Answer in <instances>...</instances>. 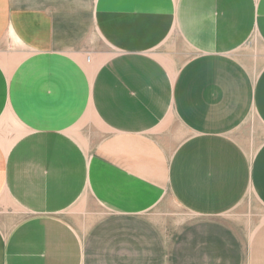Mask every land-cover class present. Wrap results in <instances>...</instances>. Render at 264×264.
I'll return each mask as SVG.
<instances>
[{
	"label": "crops",
	"instance_id": "1",
	"mask_svg": "<svg viewBox=\"0 0 264 264\" xmlns=\"http://www.w3.org/2000/svg\"><path fill=\"white\" fill-rule=\"evenodd\" d=\"M178 1L92 0L94 28L109 29L107 34L118 32V39L126 37V59L122 60L126 67L117 68L121 59L114 66L100 67L87 85V70L77 60L83 55L61 48L64 40L57 37L56 15L49 7H18L12 0H0V264H84V219H90L92 228L111 216L143 215L166 197L189 214L216 217L264 185L263 62L249 65L221 51L195 54L172 78L171 107L161 105L157 94L166 69L146 63L152 59L147 55H156L145 52L165 36L177 35ZM182 1L193 12L196 30L193 22L186 26L199 42L211 41L206 34L212 25L205 27L208 13L199 4L202 0ZM206 1L224 12L218 37L236 19L241 34L255 32L254 38L264 39V16L260 15L264 0ZM208 17L211 20L210 13ZM11 38L19 45H13ZM125 42L116 43L124 47ZM253 53L257 57V51ZM141 67L145 75L157 79L152 76L153 83L150 78L153 91L148 98L158 108V116L148 100L141 102L139 92H145L148 84L143 78L144 86L139 84L136 75ZM123 69V75L117 76ZM104 88L113 95L106 103L101 97ZM88 98L103 130L94 129L91 119H83ZM128 99L134 104H126ZM113 102H121L119 109L126 106L122 111L128 115L129 107L141 103L154 118L147 111L134 114L133 108L131 116L120 115ZM71 106L73 110L67 109ZM163 109L173 113L185 134L169 130L170 119L166 120ZM71 113L74 118L68 125L75 130L68 132ZM122 116L130 121L118 120ZM145 116L156 122L147 124ZM255 117L261 122L260 131H254ZM67 138L73 139V150L67 148Z\"/></svg>",
	"mask_w": 264,
	"mask_h": 264
},
{
	"label": "rangeland",
	"instance_id": "2",
	"mask_svg": "<svg viewBox=\"0 0 264 264\" xmlns=\"http://www.w3.org/2000/svg\"><path fill=\"white\" fill-rule=\"evenodd\" d=\"M12 1L13 5L18 7L45 6L53 11L57 20V37L64 40L60 44L61 48L66 46L68 48L66 51L72 55L82 53L83 56L77 58L79 61L82 57L85 59L88 56L95 59L93 67L84 75L87 85L90 83V78L94 80L96 77L94 72L100 67L110 64L114 66L120 59L117 68L126 66V63H122L126 52L121 50L126 51V37L122 35L123 39L116 38L118 32L114 35L115 41L125 42L124 47L114 41L112 45L103 38L99 30L94 28L91 20L92 0ZM182 3V0L178 1L177 35L170 38L165 36L162 41L145 52H154L155 64L161 66L163 70L166 69L161 77L159 90L162 96L164 94L168 97V90L173 82L172 76L177 74L181 66L190 57L204 51L226 52L248 62L249 65L255 61L258 64L264 63V39L254 38L257 35L255 32L251 36L241 34L243 29L236 19H234L236 23L232 26L227 24L229 27L226 28L225 33H219L220 37H218L219 17L224 12L206 0L200 1L199 4L204 8L203 12L208 13V16L210 13L211 16V20L207 16L208 22L204 23L205 27L212 25L209 33L206 34L211 41L199 42V38L192 34V28L189 30L186 26L188 23L190 26L193 22V12L190 7L186 9V5ZM260 15L264 16V13L260 11ZM194 23L195 21L192 23L193 28ZM224 36L226 37L222 38ZM118 37H121V34ZM171 39L176 41L171 42ZM241 39L243 40L240 42ZM11 41L13 45H19L15 39L11 38ZM252 46L257 48L250 49ZM256 51L257 57H252V53ZM118 73L117 76L123 75L121 70H118ZM162 87L166 89L163 90ZM165 97L164 100L160 98L163 107L168 104ZM102 98H105L104 94ZM85 102L83 119H91L94 129L103 130L104 124L101 119H97L91 99L88 98ZM67 109L73 110V107ZM163 113L167 114L166 120L170 119L169 130L179 135L185 134V130L173 118L171 111L163 109ZM72 117L74 118V115L71 113L67 119L68 132L75 130L74 126L68 125ZM254 122V131H260V120L255 117ZM66 146L73 150V139L67 138ZM253 156L255 157V154ZM263 189L264 185H259L257 193L254 190L249 191L238 206L227 214L216 217L191 215L166 197L163 204L143 215L111 216L100 220V223L92 228H90V219H84L87 225L83 234L84 264H264Z\"/></svg>",
	"mask_w": 264,
	"mask_h": 264
},
{
	"label": "bare ground",
	"instance_id": "3",
	"mask_svg": "<svg viewBox=\"0 0 264 264\" xmlns=\"http://www.w3.org/2000/svg\"><path fill=\"white\" fill-rule=\"evenodd\" d=\"M256 6H257V5H256ZM105 13H107V12H105ZM116 13H117V12H116ZM220 16H221V15H220ZM217 17H218V14H217ZM119 27H120V29H123L124 26H119ZM98 28H99V29H98V30H99V33L103 36V38H104L106 41L110 42L112 45H113V41H114L115 43L118 41V40L115 41V38L112 39V38L114 37V34H107V33H106L109 29L101 28V26H98ZM124 32H126V26H125V28H124ZM110 37H111V38H110ZM185 39H186V38H185ZM186 40H187V39H186ZM192 46H193V45H192ZM116 47H118V46H116ZM196 49H197V48H196ZM121 50H123L124 52H126L125 49H121ZM204 54H205V53H204ZM201 55H202V54H201ZM147 56L151 57L153 60L151 59V61H147V59H146V63H149L151 66H154V67H156L158 70H161V69L158 67V65H156L155 62H154V60L156 59V57H154V56H152V55H147ZM136 57H137V56H136ZM136 57H134V58L136 59ZM128 58H129V57H127V59H128ZM130 58H131V57H130ZM132 58H133V57H132ZM134 58H133V60H134V62H135V59H134ZM137 58H138V57H137ZM85 59H86V61H82V60H85ZM85 59L82 57V58L80 59V62L82 61L81 63H82V65H83V67H84L86 70L90 71V69H91V68L93 67V65H94V60H95V59H94V57H92V56H88V57L85 58ZM125 59H126V55H125ZM125 63H126V62H125ZM137 63H138V62H137ZM232 64H233V63H232ZM137 65H139V63H138ZM229 65H230V64H229ZM80 67H81V66H80ZM125 67H126V66H125ZM130 68H132V67H130ZM136 68H137V67H136ZM125 69H126V68H125ZM129 70H130V69H129ZM129 70H128V71H129ZM224 70H225V69H224ZM121 71H125V70L123 69V70H121ZM137 71H138V72H137V75H136V76L139 78V80H138V81H139V84H143V79H146V81H147V83H148L147 85H146V83H145V85H146V88L144 87L145 90H144V88H142V87L140 86V89L142 88L141 90H144V91H145V92H139V93L143 96V97L140 96V97L142 98L141 102H144L143 100L146 99V100H145V104H147L146 101L148 100V106H152V107H150V108H153V109H150V108H149V109H150L151 111H154V108H155V110L158 109V108L154 107L155 105H152L151 102L149 101L150 99L148 98L149 95L151 94V93H150V89H151V88L149 87V86H150V85H149V81H150V78H151L153 75H152V73H150V74L152 75L151 77H150V75H145V74L143 73V72H144V69H143L142 67H141L140 69H137ZM86 72H87V71H86ZM134 72H135V71H134ZM158 73H160V72L158 71ZM117 74H118V73H117ZM135 74H136V73H135ZM161 74H163V73L161 72ZM161 74H160V75H161ZM225 74H226V73H225ZM234 74H235V73H234ZM177 75H178V74H177ZM217 75H218V74H217ZM220 75H221V74H220ZM228 75H229V74H228ZM228 75H227V76H228ZM225 76H226V75H225ZM233 76H234V75H233ZM153 77H154V76H153ZM173 77H174V75L172 76V78H173ZM234 77H235V76H234ZM121 78H122V77H121ZM142 78H143V79H142ZM154 78H155V77H154ZM154 78H153V79H154ZM214 78H216V77L214 76ZM221 78H222V75H221ZM228 78L230 79L231 77H228ZM36 79H37V78H36ZM153 79L151 78V80H153ZM155 79H156V78H155ZM165 79H166V77H165ZM222 79H223V78H222ZM47 80H48V79H47ZM96 80H97V79H96ZM96 80H95V81H96ZM113 80H114V79H113ZM115 80H116V79H115ZM135 80H136V79H135ZM156 80H157V79H156ZM156 80H155V82H157ZM200 80H201V79H200ZM202 80H203V79H202ZM217 80H218V79H217ZM223 80H224V79H223ZM97 81H98V80H97ZM109 81H110V80H109ZM208 81H209V80H208ZM34 82H35V81H34ZM117 82H119V81H117ZM210 82H211V81H210ZM212 82H213V81H212ZM103 83H104V82H103ZM125 83H126V82H125ZM125 83H124V84H125ZM132 83H133V82H132ZM151 83H152V82H151ZM153 83H154V80H153ZM157 83H159V82H157ZM166 83H167V81H166ZM239 83H240V82H239ZM55 84H56V83H55ZM197 84H198V83H197ZM214 84H215V83H214ZM56 85H57V84H56ZM154 85H155V84H154ZM167 85H168V84H167ZM210 85H211V84H210ZM33 86H34V85H33ZM37 86H38V85H37ZM94 86H95V85H94ZM96 86H97V84H96ZM105 86H106V85H105ZM134 86H135V85H134ZM143 86H144V84H143ZM156 86H158V85H156ZM168 86H169V85H168ZM168 86H167V87H168ZM123 87H124V86H123ZM136 87H137V86H136ZM198 87H199V86H198ZM94 88H95V87H94ZM106 88H107V87H106ZM106 88H104V89H106ZM114 88H115V87H114ZM159 88H160V87H159ZM213 88H214V87H213ZM239 88H241V87L239 86ZM109 89H110V88H109ZM124 89H125V88H124ZM137 89H138V88H137ZM140 89H138V90L140 91ZM162 89L164 90V89H166V88H165V87H164V88L162 87ZM168 89H169V88H168ZM93 90H94V89H93ZM96 90H97V88H96ZM107 90H108V89H106V91H107ZM111 90H112V88H111ZM151 90H152V89H151ZM174 90H175V89H174ZM189 90H190V89H189ZM152 91H153V90H152ZM155 91H156V90H155ZM168 91H169V90H168ZM187 91H188V90H187ZM191 91H192V90H191ZM155 94H156V93H155ZM155 94H153V95H155ZM200 94H201V92H200ZM223 94H224V93H223ZM100 95H101V94H100ZM153 95H152V97H153ZM68 96H69V95H68ZM138 96H139V94H138ZM157 96H162V95H161V94H160V95L157 94ZM101 97H102V96H101ZM104 97H105V98H103L102 100L105 101V100L107 99V101H108V99H110V97H113V95H112V91L109 90L108 92H105V93H104ZM164 97H165V96H164V94H163L162 98H161V97H160V98L164 100ZM166 97H167V96H166ZM166 97H165V100L168 102V104H167L166 106L169 105V106L171 107V103H170V101H169V99H170L169 93H168V97H167V99H166ZM218 97H219V96H218ZM221 97H222V96H221ZM243 97H244V96H243ZM121 98H123V97H121ZM126 98H128V97H126ZM130 98H131V97H130ZM141 98H139V99H141ZM201 98H202V97H201ZM59 99H60V98H59ZM59 99H58V100H59ZM94 99H95V97H94ZM67 100H68V99H67ZM112 100H113V98H112ZM123 100H124V99H122V102H123ZM195 100H196V99H195ZM113 101H114V100H113ZM130 101H131V100H130ZM130 101H129V99H128L125 103H126V104H127V103H131V105H133V104H134L133 101H131V102H130ZM224 101H225V99H224ZM10 102H11V101H10ZM80 102H81V101H80ZM96 102H98V101H96ZM135 102H136V101H135ZM105 103H106V101H105ZM113 103H115V102H113ZM119 103H121V102H119ZM119 103H115L116 105L118 104L117 106L114 105V107L116 106V110H117L118 107L121 108V105H122V104L119 105ZM132 103H133V104H132ZM172 103H173V102H172ZM225 103H227V102H225ZM99 104H100V102H99ZM99 104H96L97 108L100 106ZM101 104H102V103H101ZM103 104H104V102H103ZM103 104L100 106V107H101L100 109L98 108L99 110H102V113H104V112H103V108H104V107L102 108ZM143 104H144V103H143ZM204 104H206V103H204ZM98 105H99V106H98ZM104 105H105V104H104ZM129 105H130V104H128V106H129ZM131 105H130V106H131ZM140 105H141L140 107L143 108L142 110H141V109L139 110L140 107H137V108H136V107H135V108H133V107H129V108H128V109H130V113H129V115L131 116V115L133 114V111L131 112V108L135 109V110H134V111H135L134 114H136L137 111L141 112L142 114H146V111H147V110L142 106L141 103H140ZM47 106H49V105H47ZM53 106H54V105H53ZM89 106H90V105H89ZM124 106H125V105H124ZM148 106H147V107H148ZM227 106H228V105H227ZM111 107H112V106H111ZM122 107H123V106H122ZM205 107H206V105H205ZM14 108H15V107H14ZM185 108H186V107H185ZM106 109H107V108H106ZM118 109H119V108H118ZM123 109L125 110V109H126V106L123 107L122 109H119L121 112L118 111V112H119L118 114H120V113L123 114V113H124V112L122 111ZM137 109H138V110H137ZM203 109H204V108H203ZM240 109H241V108H240ZM56 110H57V109H56ZM99 110H98V111H99ZM109 110H110V109H109ZM109 110H106V111H109ZM113 110H114V109H113ZM116 110H115V111H116ZM126 110H127V109H126ZM180 110H181V109H180ZM157 111H158V110H156L155 115L158 114L159 111H158V112H157ZM99 112H101V111H99ZM112 112H113V111H112ZM147 112H148V111H147ZM228 112H229V111H228ZM108 113H109V116H113V117H114V115H112V113H110V111L107 112L106 114L108 115ZM152 113H153V112H152ZM159 113H160V112H159ZM207 113H208V112H207ZM100 114H101V113H100ZM116 114H117V113H116ZM205 114H206V113H205ZM19 115H20V114H19ZM101 115L104 116L105 113H104V114H101ZM107 115H106V116H107ZM120 115H121V114H120ZM123 115H125V116H129L128 113H126V114L124 113ZM146 115H149V116L152 117V115H151L149 112H148ZM160 115H161V114H160ZM208 115H209V114H208ZM229 115H230V114H229ZM106 116H105V117H106ZM109 116H108V118L111 119L112 117H109ZM116 116H118V115H116ZM116 116H115V117H116ZM125 116H124V117H125ZM133 116H134V115H133ZM149 116H148L147 118H146V116H145L146 119H145L144 121H146V123L148 122L147 124H150V122H151V124H153V122H154L155 120H153L152 118H154V117H152V118H151L152 120L149 121V118H150ZM157 116H158V115H157ZM205 116H206V115H205ZM118 117H119V116H118ZM122 117H123V116H122ZM124 117H123L122 119H124ZM137 117H138V116H137ZM137 117H136V118H137ZM142 117H143V116H140L139 119H141ZM207 117H208V116H207ZM259 117H260V116H259ZM125 118L128 119V118H130V117H125ZM12 119H13V118H12ZM112 119H113V118H112ZM181 119H182V118H181ZM118 120H119V118H118ZM118 120H117V121H118ZM133 120H134V118L132 119V121H133ZM182 120H183V119H182ZM128 121H130V119H128ZM142 121H143V120H142ZM203 121H204V119H203ZM155 122H156V121H155ZM131 123H132V122H131ZM114 124H115V123H114ZM120 124H122V122H121ZM132 124H133V126H134V123H132ZM188 124H189V123H188ZM202 125H204V124L202 123ZM202 125H201V126H202ZM201 126H200V127H201ZM202 128H203V127H202ZM199 129H200V128H199ZM195 130H196V129H195ZM31 131H33V130H31ZM204 134H205V133H204ZM105 138H106V137H105ZM189 138H190V137H189ZM218 138H219V137H218ZM231 138H233V137H231ZM235 138H236V137H235ZM87 139H88V138H87ZM87 139H86V140H87ZM156 139H157V138H156ZM103 140H104V139H103ZM190 140H191V139H190ZM231 140H233V139H231ZM24 141H25V140H24ZM193 141H194V140H193ZM212 141H213V140H212ZM228 141H229V140H228ZM26 142H27V139H26ZM63 144H64V143H63ZM88 145H90V144H88ZM98 145H99V143H98ZM211 145H213V144H211ZM84 146H85V145H84ZM182 146H183V145H182ZM182 146H181V147H182ZM210 148H211V147H210ZM249 148H250V147H249ZM55 149H56V147H55ZM238 149H239V148H238ZM175 150H176V149H175ZM77 151H78V150H77ZM80 151H81V150H80ZM97 153H98V151H97ZM176 153H177V152H176ZM209 153H210V152H209ZM44 154H45V153H44ZM100 154H101V153H100ZM79 155H80V154H79ZM172 155H173V154H172ZM44 156H45V155H44ZM80 156H82V155H80ZM55 157H56V156H55ZM101 157H103V155H102ZM123 157H124V156H123ZM142 157H143V156H142ZM97 158H98V157H97ZM128 158H129V157H128ZM73 159H74V157H73ZM88 159H89V158H88ZM146 159H147V158H146ZM76 160H77V159H76ZM81 160H82V158H81ZM95 161H96V160H95ZM208 161H209V160H208ZM210 161H211V160H210ZM82 164H83V161H82ZM131 164H132V163H131ZM210 164H211V163H210ZM187 165H188V164H187ZM175 166H176V165H175ZM189 166H190V165H189ZM210 166H211V165H210ZM185 167H186V166H185ZM181 168H182V166H181ZM173 169H174V168H173ZM187 169H188V168H187ZM210 169H211V168H210ZM213 169H214V168H213ZM83 171H84V169H83ZM174 171H175V170H174ZM184 171L186 172V170H184ZM188 171H189V170H188ZM211 171H212V170H211ZM211 171H210V172H211ZM184 174H185V173H184ZM189 174H190V173H189ZM87 175H88V174H87ZM171 175H172V173H171ZM208 176H209V175H208ZM173 177H174V175H173ZM210 177H211V176H210ZM213 178H214V177H213ZM188 179H189V178H188ZM186 180H187V179H186ZM189 180H190V179H189ZM77 181H78V180H77ZM187 181H188V180H187ZM247 181H248V180H247ZM180 182H181V181H180ZM188 182H189V181H188ZM210 182H211V181H210ZM210 182H209V183H210ZM176 185H177V184H176ZM180 185H183V184H180ZM189 185H190V184H189ZM217 186H218V185H217ZM177 187H178V185H177ZM173 188H174V187H173ZM6 189H7V188H6ZM178 189H179V188H178ZM183 189H184V188H183ZM186 189H187V188H186ZM253 189H254V188H253ZM180 191H181V190H180ZM218 191H220V190L218 189L217 192H218ZM176 192H177V191H176ZM183 192H184V191H183ZM186 192H187V191H186ZM186 192H185V193H186ZM247 192H248V191H247ZM209 193H210V191H209ZM248 193H249V192H248ZM176 194H177V193H176ZM178 194H179V193H178ZM182 194H183V193H182ZM182 194H180L181 197L184 196V195H182ZM222 194H223V193H222ZM222 194H221V195H222ZM209 195H210V194H208V197H210ZM188 196H189V195H188ZM100 197H104V196H100ZM184 197H186V196H184ZM236 197H237V196H236ZM187 198H188V197H187ZM187 198H185V199H187ZM180 200H181V198H180ZM208 200H209V199H208ZM187 202H188V201H187ZM209 208L211 209V208H213V207H209ZM227 208H228V207H227ZM111 210H112V209H111ZM208 212H209V211H208ZM190 213H192V212H190ZM199 214H200V213H199ZM225 214H227V213H225ZM191 215H192V214H191ZM191 215H189V216H191ZM203 215H204V214H203ZM216 215H218V214H216ZM100 216H101V215H100ZM147 216H148V215H147ZM189 216H188V217H189ZM233 217H234V216H233ZM235 217H236V216H235ZM191 218H192V217H191ZM229 218H230V216H229ZM231 218H232V217H231Z\"/></svg>",
	"mask_w": 264,
	"mask_h": 264
}]
</instances>
